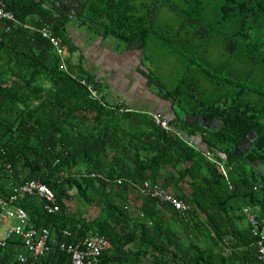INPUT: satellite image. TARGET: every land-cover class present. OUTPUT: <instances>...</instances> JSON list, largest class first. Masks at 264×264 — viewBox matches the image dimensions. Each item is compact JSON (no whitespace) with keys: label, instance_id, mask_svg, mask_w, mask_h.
<instances>
[{"label":"trees","instance_id":"16d2710c","mask_svg":"<svg viewBox=\"0 0 264 264\" xmlns=\"http://www.w3.org/2000/svg\"><path fill=\"white\" fill-rule=\"evenodd\" d=\"M0 3L16 21L0 18V199L35 180L51 190L58 207L49 214L44 199L18 197L14 206L27 213L35 229L49 231L51 249L31 258L13 237L0 247V264H70L58 245L93 236L109 243L101 264H264L250 230L234 226L246 207L264 213V0L83 4L80 21L92 37L141 52V76L172 108L173 117L165 118L169 132L149 114L126 111L105 95V106L91 100L80 80L100 86L80 59L72 62L78 49L66 22L45 0ZM162 9L178 15L180 23L159 26ZM45 24L63 48L66 69L33 30ZM151 41L194 65L212 95L204 98L206 90L191 69L167 90L144 65ZM214 43L223 57L215 72L195 60ZM119 179L158 184L187 210L182 215L169 204L141 197L127 181L117 184ZM86 206L98 207V214L89 217ZM226 250L229 260L222 255ZM19 254L27 261L19 262Z\"/></svg>","mask_w":264,"mask_h":264},{"label":"built area","instance_id":"2783aa9c","mask_svg":"<svg viewBox=\"0 0 264 264\" xmlns=\"http://www.w3.org/2000/svg\"><path fill=\"white\" fill-rule=\"evenodd\" d=\"M0 18L16 22L12 13L4 10V4L2 3H0ZM33 30L49 42L53 51L62 62L61 67L66 69L63 48L53 35L51 27L45 24L41 27L33 28ZM80 83L86 87L91 100L105 106V101L102 99L104 94L100 88L85 80H80ZM149 116L155 125L162 130L166 132L172 130L167 120L160 114L151 113ZM206 157L208 159L212 158L209 153H206ZM219 168L224 173L223 167L219 166ZM83 176L97 179L103 183L110 182L109 179L98 173H83ZM125 181L132 184L141 197H147L160 203L169 204L175 211L180 212L182 215L187 210V206L182 201L176 200L158 184H151L148 181L137 184L131 182L129 179H119L116 183L122 184ZM21 196H37L44 199L46 201L45 210L49 214L58 211V207L53 204L54 195L46 185L34 180L20 186L8 200L0 199V247H4L13 237H17L22 241L29 257L38 258L48 253L51 249L49 244L50 233L48 230L35 229L27 213L22 208L14 206V201ZM242 213L246 217L250 226V233L255 239L257 259L264 263V223L258 219L250 207L244 208ZM66 235L69 236L68 233ZM58 247L69 256L70 264H101V254L109 247V243L102 236H93L75 244L61 243ZM17 259L19 262L24 263L28 258L25 255L19 254L17 255Z\"/></svg>","mask_w":264,"mask_h":264},{"label":"crops","instance_id":"0c3cea01","mask_svg":"<svg viewBox=\"0 0 264 264\" xmlns=\"http://www.w3.org/2000/svg\"><path fill=\"white\" fill-rule=\"evenodd\" d=\"M72 36L70 35L72 42L78 49L73 54L72 62L77 63L79 59L81 60L83 68L99 84L108 103L122 105L129 111L160 114L166 119L173 117L169 103L159 98L141 76L139 69L142 55L139 51L122 50L116 44L108 43L101 37L94 38L90 34L84 35L83 38ZM139 103H145L141 106L142 109H139ZM196 142L197 148L204 150L201 142L198 140ZM252 210L264 223V213H260L257 208ZM234 226L237 230H250L243 213L241 218L235 221ZM240 251L245 249H239L236 252L240 253ZM222 255L229 260L231 253L226 250Z\"/></svg>","mask_w":264,"mask_h":264},{"label":"rangeland","instance_id":"374dc122","mask_svg":"<svg viewBox=\"0 0 264 264\" xmlns=\"http://www.w3.org/2000/svg\"><path fill=\"white\" fill-rule=\"evenodd\" d=\"M180 23V17L174 13L169 12L166 9H162L157 18V24L159 26L176 27ZM108 43L112 44L111 40H107ZM77 46V45H76ZM146 60H144L145 67L152 72L167 90H172L179 83L180 79L184 76L187 69H191L190 75L196 76L200 89L205 92V99L212 95V88L209 83L205 80L203 75L196 73L193 70L194 65H187L188 61L184 60L183 57L174 54L168 48L159 45L155 41L150 42V46L145 52ZM74 57V55H73ZM221 49L217 44H209L206 46V52H202L195 57L197 62L204 64V66L211 68L214 72L216 68H219V62H222ZM145 103H139V109L144 106ZM143 113V112H142ZM222 167H225V162L221 163ZM84 168L83 166L81 167ZM87 215L94 217L98 214V207H85ZM257 212V211H256ZM240 213V212H239Z\"/></svg>","mask_w":264,"mask_h":264},{"label":"flooded vegetation","instance_id":"af4514ba","mask_svg":"<svg viewBox=\"0 0 264 264\" xmlns=\"http://www.w3.org/2000/svg\"><path fill=\"white\" fill-rule=\"evenodd\" d=\"M87 1L88 0H45L47 7L54 15L59 20L66 22L65 28L69 35H73L77 38H83L84 35L90 34L86 24L80 21L82 6ZM67 20L69 21L68 24Z\"/></svg>","mask_w":264,"mask_h":264},{"label":"water","instance_id":"95a60500","mask_svg":"<svg viewBox=\"0 0 264 264\" xmlns=\"http://www.w3.org/2000/svg\"><path fill=\"white\" fill-rule=\"evenodd\" d=\"M140 55H141V52H140ZM214 125H215V121L212 122L211 126H208V129L213 130V129H214V128H213ZM261 172H262V174L264 175V169H262Z\"/></svg>","mask_w":264,"mask_h":264}]
</instances>
